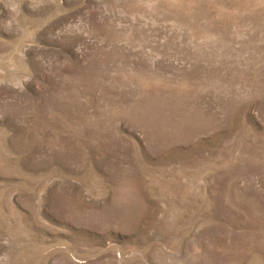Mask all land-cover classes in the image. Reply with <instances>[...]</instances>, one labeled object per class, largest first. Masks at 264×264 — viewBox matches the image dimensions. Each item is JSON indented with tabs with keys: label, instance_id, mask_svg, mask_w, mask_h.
Here are the masks:
<instances>
[{
	"label": "rangeland",
	"instance_id": "374dc122",
	"mask_svg": "<svg viewBox=\"0 0 264 264\" xmlns=\"http://www.w3.org/2000/svg\"><path fill=\"white\" fill-rule=\"evenodd\" d=\"M0 264H264V0H0Z\"/></svg>",
	"mask_w": 264,
	"mask_h": 264
}]
</instances>
